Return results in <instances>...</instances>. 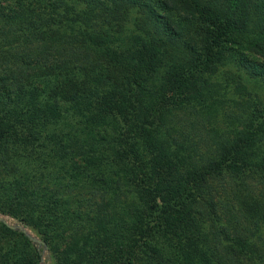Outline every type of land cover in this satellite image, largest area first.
I'll list each match as a JSON object with an SVG mask.
<instances>
[{"label": "trees", "instance_id": "trees-1", "mask_svg": "<svg viewBox=\"0 0 264 264\" xmlns=\"http://www.w3.org/2000/svg\"><path fill=\"white\" fill-rule=\"evenodd\" d=\"M0 212L54 264H264V0H0Z\"/></svg>", "mask_w": 264, "mask_h": 264}, {"label": "rangeland", "instance_id": "rangeland-1", "mask_svg": "<svg viewBox=\"0 0 264 264\" xmlns=\"http://www.w3.org/2000/svg\"><path fill=\"white\" fill-rule=\"evenodd\" d=\"M0 221L8 225H11L12 227H14L19 231H22L33 242L34 247H38L41 249L42 251L41 264H54L53 255L51 253L48 244L44 241L41 235L34 228L26 225L22 220H19L18 218L6 212H0ZM21 248L22 247L19 246V249H17L16 251L20 250ZM21 250H22L21 253H25L26 255L29 253V251H31V248L27 247V249L25 248Z\"/></svg>", "mask_w": 264, "mask_h": 264}]
</instances>
